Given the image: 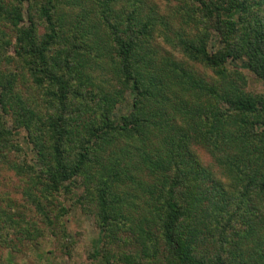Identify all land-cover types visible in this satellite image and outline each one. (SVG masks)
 <instances>
[{
	"label": "trees",
	"instance_id": "trees-1",
	"mask_svg": "<svg viewBox=\"0 0 264 264\" xmlns=\"http://www.w3.org/2000/svg\"><path fill=\"white\" fill-rule=\"evenodd\" d=\"M13 1L0 0V19L14 29L12 40L0 29V65L16 68L19 59L33 82L48 88L50 106L37 112L14 94L12 81H0V164L28 176L27 204L48 218L41 196L52 202L59 193L92 191L105 248L123 252L105 251L104 263L112 258L109 264H264V246L258 245H264V96L243 92L223 71L227 58L240 53L264 84V0H164L184 9L194 23L191 37L175 31L168 36L171 19L156 4L143 7L131 0L123 12L114 11L109 0H72L78 5L74 18L87 21L100 12L99 25L108 29L105 67L122 85L109 90L91 74L104 66L101 41L92 39L85 55L73 40L51 49L60 38L58 14L54 20L50 11L39 15L44 31L37 36V17L29 15L28 24L19 27L22 0ZM209 30L221 43L212 52L205 49ZM155 33L209 68L215 79L206 80L170 57L156 58L149 44ZM71 77L77 82L74 100ZM125 93L129 110L115 126L112 110ZM80 98L92 105L78 108ZM3 114L13 118L14 129L26 131L34 153L30 163L15 167L6 158L19 147L8 136ZM193 143L223 170L230 191L200 163L189 148ZM15 214L17 220L12 211H0V243L7 227L23 236L38 233L19 217L23 213ZM120 225L127 230L123 239L115 235ZM212 237L222 244L209 256L205 248ZM126 245L136 253L124 252ZM100 255L94 250L92 259Z\"/></svg>",
	"mask_w": 264,
	"mask_h": 264
},
{
	"label": "rangeland",
	"instance_id": "rangeland-1",
	"mask_svg": "<svg viewBox=\"0 0 264 264\" xmlns=\"http://www.w3.org/2000/svg\"><path fill=\"white\" fill-rule=\"evenodd\" d=\"M4 1L7 2L8 0ZM130 1L109 0L108 5H112L114 11L121 10L126 12L130 8L128 4ZM139 1L143 7L156 4L160 13L170 17L171 31L168 32V36L174 37L173 31L185 37H191L194 33V23L190 22V19L185 16L184 9L178 3L173 1L166 3L164 0ZM13 3L17 4L16 1H13ZM18 6H21L19 10L22 19L21 24L18 26L22 27L21 25H24L25 27L28 24L27 17L29 15L37 17L33 18L37 36H40L44 31L42 25L44 19L40 17V14L50 11L53 20L57 19L58 14L60 18V21L57 20L60 38L51 49H57L63 44L69 46L68 42L73 40L76 47L75 50L79 54L85 55V52L89 51L88 43L92 39L101 41L103 44H100L99 49L101 57L105 55L102 61L104 66L95 68L91 74L99 84L102 81L101 84L108 90L112 88L119 89L122 86L117 76L111 74L105 67L107 66L105 64L106 61L110 58L111 41L109 40L107 27L99 25L102 19L99 15L100 12L93 17H88L87 21H82L80 18H74L78 12V5L73 4L72 0H51V2L50 0H22ZM86 6V4L83 5L85 8ZM97 7L99 8L98 3ZM0 29L6 33V38L13 39L14 29L6 20L0 19ZM73 34L76 35V39H73ZM78 35L81 36L78 37ZM149 44L150 46L152 45L151 48L156 58L158 57L159 59L162 56L170 57L180 62L187 69H193L206 80L215 79L209 68L203 67L193 59L183 55L180 48H174L171 44H166L161 33L153 34ZM220 46L221 43L217 42L216 34L209 30L205 49L212 52ZM53 51L55 50H51L50 54H54ZM93 51L90 52L91 55L94 54ZM15 63L17 65V67L15 66L16 68H5L2 64L0 65V81L4 82L7 79L12 81L10 88L13 89L14 94H17L23 101L34 104L37 112H45L46 109H50L48 103L49 95L46 93L48 88L42 83L40 85L34 83L30 73L21 66L19 59ZM223 71L243 92L255 96H264V84L247 68L246 57L243 54L237 53L234 59L227 58L223 63ZM70 81V97L74 100L73 85L77 82L73 77H71ZM83 100L82 98L79 99L80 105L78 108L88 109L92 102L86 100L84 103ZM129 101L130 95L125 93L123 101L114 105L112 121L115 122V126L120 124L119 117L128 112ZM3 117L5 128L10 131L8 136L19 147L18 151L10 149L6 158L8 161L14 162L16 164L15 167L22 163H30L33 161L34 153L31 145L27 143L26 131L22 128L14 129L13 118L9 115L3 114ZM189 148L204 168L210 170L213 178L220 182V187L230 191V188L226 186L227 176L215 164L208 152L200 144L196 143L191 144ZM6 165L8 163L0 164V211L8 213L12 211L13 215L11 217L15 220L18 219L17 214H15L16 211L23 213L19 217H24L29 223L33 224L37 228L38 233L32 232L28 236H23L9 227L3 229L2 233L4 234L8 231V235L4 236L5 242L0 243L1 264L7 262L12 264H109L112 258L107 263L102 262V255L105 251L109 253V256H113L115 251L114 254L117 256L123 253L117 252V248L114 251L105 248L106 239H103V231H101L97 222L95 214L96 203L93 200L92 191L81 192L82 188H79L71 193H59L53 197L52 202L49 198L44 200L43 196H41L43 212L45 211L48 216L46 218L34 206L26 202L23 189L29 184L28 176L21 173L17 174L14 166L13 168H6ZM60 206L63 207V211L58 209ZM124 227V225H120L116 228L117 231L115 233L117 234L115 235H117L118 239L119 237L123 239L127 236V230ZM13 232H16V234H13ZM126 239L129 240L128 237ZM211 241L212 243L205 248L206 254L208 253L209 256L216 252L215 247H219L222 244L217 237H212ZM258 245L264 246L262 243H258ZM126 248L127 250L124 252L136 253L134 249L127 245ZM97 249L101 255L98 259L93 260L92 253ZM159 249L161 250V246H159ZM152 264H159V262L154 263L153 261Z\"/></svg>",
	"mask_w": 264,
	"mask_h": 264
}]
</instances>
